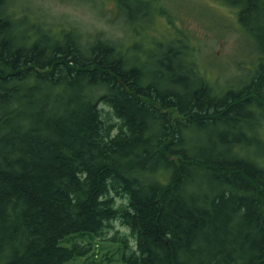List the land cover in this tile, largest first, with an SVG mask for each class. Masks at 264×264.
<instances>
[{
	"label": "trees",
	"instance_id": "1",
	"mask_svg": "<svg viewBox=\"0 0 264 264\" xmlns=\"http://www.w3.org/2000/svg\"><path fill=\"white\" fill-rule=\"evenodd\" d=\"M18 1L0 0V264L85 257L114 222L126 264H264V0H219L261 41L237 90L184 32L156 57Z\"/></svg>",
	"mask_w": 264,
	"mask_h": 264
},
{
	"label": "rangeland",
	"instance_id": "2",
	"mask_svg": "<svg viewBox=\"0 0 264 264\" xmlns=\"http://www.w3.org/2000/svg\"><path fill=\"white\" fill-rule=\"evenodd\" d=\"M134 1L130 3V12H124L125 16L120 14L114 0H19L14 7L28 12L29 20L33 21L31 15L56 28L77 29L84 38L108 37L123 42L128 48H144L153 55L156 53V57L160 51L149 48L161 42L168 46V40L176 33L184 32L196 49L202 72L223 88L239 89L243 86L239 77L247 76V70H254L248 66L252 59L258 58L255 50L261 41L258 34L254 37L246 34L234 7H224L219 0ZM159 10L165 11L166 15L160 14ZM143 14H146L144 18ZM132 29H142L136 40H132L135 37ZM260 38H264V31ZM176 70L173 74L185 73ZM117 231L120 235H129V245L135 249L136 241L130 237L127 228L114 222L113 227L106 229L100 237L77 239L82 244L91 242V249L85 257L65 264H126L121 256L120 242L112 240Z\"/></svg>",
	"mask_w": 264,
	"mask_h": 264
}]
</instances>
